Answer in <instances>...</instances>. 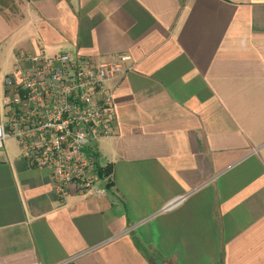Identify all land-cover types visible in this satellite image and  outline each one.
<instances>
[{"label":"crops","instance_id":"obj_1","mask_svg":"<svg viewBox=\"0 0 264 264\" xmlns=\"http://www.w3.org/2000/svg\"><path fill=\"white\" fill-rule=\"evenodd\" d=\"M15 4L0 108L20 55L128 54L132 71L92 147L96 192L62 203L12 141L0 152V264H264V0Z\"/></svg>","mask_w":264,"mask_h":264},{"label":"built area","instance_id":"obj_2","mask_svg":"<svg viewBox=\"0 0 264 264\" xmlns=\"http://www.w3.org/2000/svg\"><path fill=\"white\" fill-rule=\"evenodd\" d=\"M131 59L96 63L45 51L17 57L3 81L0 152L12 141L29 168L50 173L62 203L73 192H96L102 175L92 147L114 135L115 82L132 71Z\"/></svg>","mask_w":264,"mask_h":264},{"label":"rangeland","instance_id":"obj_3","mask_svg":"<svg viewBox=\"0 0 264 264\" xmlns=\"http://www.w3.org/2000/svg\"><path fill=\"white\" fill-rule=\"evenodd\" d=\"M15 3H16V0H0V6L3 9H7L8 8L9 11L11 10L13 13H15V11H14V7H16ZM9 144H12V142H9Z\"/></svg>","mask_w":264,"mask_h":264},{"label":"trees","instance_id":"obj_4","mask_svg":"<svg viewBox=\"0 0 264 264\" xmlns=\"http://www.w3.org/2000/svg\"><path fill=\"white\" fill-rule=\"evenodd\" d=\"M108 166L104 169V172H105V177H108L110 175V170L108 171ZM107 169V170H106ZM110 186V184H109Z\"/></svg>","mask_w":264,"mask_h":264}]
</instances>
